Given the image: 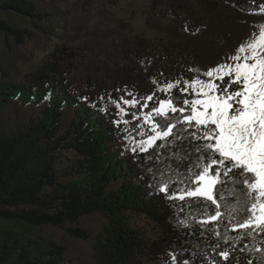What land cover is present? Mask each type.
Returning a JSON list of instances; mask_svg holds the SVG:
<instances>
[{"label":"trees","instance_id":"obj_1","mask_svg":"<svg viewBox=\"0 0 264 264\" xmlns=\"http://www.w3.org/2000/svg\"><path fill=\"white\" fill-rule=\"evenodd\" d=\"M159 3L165 5L163 11L173 26L168 47L150 50L144 40L135 37L131 42L134 53H129L126 65L114 64L105 70L107 85L96 84L87 75L84 89L76 94L65 77L66 64L75 56L66 45L70 12L86 11L92 0H0V13L20 16L31 26L21 28L0 20V32L11 40L8 54L0 53V220L58 228L85 240L84 230L65 226L101 214L105 222L93 246L91 264H173L172 254L181 264L185 258L190 264H208L207 257L218 264H264V234L254 232L249 237L250 230L230 231L235 221L229 215L213 222L218 227L208 231L213 225L201 226L198 221L206 216L199 215L195 206L190 209L159 192L166 176L184 179V170L174 163L179 152L165 147L156 150L158 156L151 155L153 149L133 153L128 136L143 139L137 133L146 132L148 126L137 129L141 121H136L125 129L114 123L115 101L132 98L128 93L141 103L154 94L145 113L167 95H180L178 88L167 95L160 91L167 83L180 81L183 87L185 80H191V48L178 39L180 34L197 39L210 29V35L222 37L224 45L234 48L243 43L242 37L264 25V1L151 0V10ZM194 6L210 16L207 27L197 20L182 19L193 17ZM146 25L152 27L150 17ZM226 30L233 33L231 37H226ZM174 37H178L176 42ZM54 39L57 48L31 72L21 73L17 66L21 56L14 48L35 40L43 47ZM72 109L73 116L64 125V114ZM190 144L185 140L174 146L186 152ZM221 204L222 211L228 212ZM232 206L236 207L235 201ZM137 216L156 226L155 240H144L134 229ZM224 250L231 254L227 262L219 257ZM0 264L75 263L52 241L3 230Z\"/></svg>","mask_w":264,"mask_h":264},{"label":"snow or ice","instance_id":"obj_2","mask_svg":"<svg viewBox=\"0 0 264 264\" xmlns=\"http://www.w3.org/2000/svg\"><path fill=\"white\" fill-rule=\"evenodd\" d=\"M228 60L231 63H221L203 72L207 79L197 76L185 80L183 87L180 81L167 83L160 91L167 95L178 88L180 95H167L149 112L143 110L149 107L148 101L154 99V94L145 97L143 103L131 93L127 95L132 98L121 97V101L129 108L140 105L139 112L131 113L132 119L141 121L137 129L148 126L146 132L137 133L143 139L128 136L133 153L153 149L151 155L158 156L156 150L165 147L180 153L174 163L184 170V179L166 176L159 184V192L169 200L186 203L190 209L195 206L199 215L206 216L198 221L201 226L213 225L229 215L235 221L230 231L250 230L247 236L251 237L254 232L264 234V25L241 43ZM121 101H115V107L126 117L129 112ZM114 123L119 126L130 121L117 119ZM185 140L191 141L189 151L174 146ZM180 175L177 172V177ZM234 201L236 207L232 206ZM221 202L228 212L222 211ZM215 227L218 225L207 230L214 231ZM215 235L219 236V232ZM224 242H228L227 236ZM230 255L227 250L219 252L225 262ZM170 258L173 264H181L175 254ZM206 259L208 264H218L211 257ZM182 264L190 261L185 258Z\"/></svg>","mask_w":264,"mask_h":264},{"label":"rangeland","instance_id":"obj_3","mask_svg":"<svg viewBox=\"0 0 264 264\" xmlns=\"http://www.w3.org/2000/svg\"><path fill=\"white\" fill-rule=\"evenodd\" d=\"M264 1V0H261ZM165 5L159 3L157 8L151 10V0H117L111 3V0H92L90 7L86 11L71 10L69 18V41L66 43L75 56L66 64V80L72 85L76 94L84 89L87 75L92 76L96 84H108L106 81L105 70L112 65H126L127 57L132 51L131 42L135 37L142 39L150 50H161L169 44L172 23L166 17L163 11ZM193 17L182 16L185 22L192 23L197 20L204 26H208L210 16L206 15L204 10L198 6L193 8ZM151 18L152 27H147L146 18ZM0 20L8 21L17 27L30 29L28 21L17 15L0 13ZM225 26V25H223ZM236 30L239 31V22L236 21ZM226 29V28H225ZM206 31V30H204ZM219 31V30H218ZM225 31V30H224ZM226 37H231L232 32L226 30ZM258 32V31H257ZM183 33V32H182ZM253 33V32H252ZM251 33V34H252ZM204 34V33H202ZM251 34H246L243 42ZM182 35H186L183 33ZM181 34L174 37L182 39L183 43L191 48V57L189 70L191 80L197 76L201 79H207L202 75L203 72L216 67L221 63H231L228 57L236 53V49L224 45V39L215 36L210 29L206 35L200 38L186 37ZM246 39V40H245ZM235 40H239L235 38ZM10 39H6L0 32V53L8 54ZM57 40L49 42L40 47L38 40L28 42L24 46L14 48L15 52L20 54L18 68L21 73H28L33 70L53 49L57 48ZM132 49V50H131ZM128 50V51H127ZM130 50V51H129ZM132 51V52H131ZM200 69V72L195 71ZM191 92V89H189ZM124 107L128 116H123L117 110V119H127L129 124L121 123L119 126L128 129L133 126L136 120L132 119L131 113L139 112L136 108ZM74 110H69L64 114L63 124L66 125L71 120ZM105 222L101 214L95 213L82 219L78 224L66 225L65 228L78 227L87 233V239L80 240L70 236L66 230L52 228L47 226H31L20 222L1 221L0 231H11L12 233L26 236L40 241H52L64 248L66 255L75 264H91V256L96 238ZM134 229L142 235L146 241L155 240L158 235L156 226L142 216L133 218ZM147 264V262H144Z\"/></svg>","mask_w":264,"mask_h":264}]
</instances>
